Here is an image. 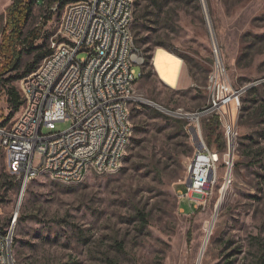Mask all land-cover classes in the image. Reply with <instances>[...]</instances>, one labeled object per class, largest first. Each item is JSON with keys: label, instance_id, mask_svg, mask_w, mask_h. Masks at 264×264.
<instances>
[{"label": "rangeland", "instance_id": "374dc122", "mask_svg": "<svg viewBox=\"0 0 264 264\" xmlns=\"http://www.w3.org/2000/svg\"><path fill=\"white\" fill-rule=\"evenodd\" d=\"M10 3L0 0V18ZM47 3L38 0L25 29L28 35L42 26L34 42L41 49L24 54L20 72L58 35L65 7L57 2L50 10ZM160 21L136 28L132 23L144 57L135 68L143 75L135 84L139 99L130 104L132 134L119 168L89 171L77 182L43 172L25 186L19 205L22 181L9 171L7 153L0 147V231H13L14 264H264V81L240 95L238 116V107L234 110L231 165L225 158L224 117L219 121L227 148L221 151L218 144H207L205 123L212 114L199 118L200 135L194 138L190 128L197 119L169 112L191 114L209 105L207 85L217 55L232 91L264 78V0H169ZM158 47L183 61L177 88L166 86L155 72ZM179 54L190 60L196 82ZM14 73L0 76L2 126H12L23 111V105L15 111L8 101V87L21 94V79H6ZM173 119L186 125L181 128ZM70 124V119L58 122L56 130ZM202 141L220 160L203 194L182 197ZM138 210L147 215L146 224ZM214 217L205 243L206 225Z\"/></svg>", "mask_w": 264, "mask_h": 264}, {"label": "built area", "instance_id": "2783aa9c", "mask_svg": "<svg viewBox=\"0 0 264 264\" xmlns=\"http://www.w3.org/2000/svg\"><path fill=\"white\" fill-rule=\"evenodd\" d=\"M130 6H134L133 0L68 3L58 35L51 40V53L21 79L23 111L12 126L3 124L0 128V134H4L0 147L7 153L9 171L21 178L22 188L40 167L54 168L58 177L80 179L89 171L103 173L120 167L119 153L126 152L123 144L132 134L130 104L139 99L135 84L141 73L137 74L135 65L144 63L134 40V13H130ZM81 53L85 55L80 57ZM216 57V68L207 85L209 105L197 112L199 117L190 119H197L192 126L199 138L201 116L224 117L229 147L235 141L236 131L234 127L231 137L230 123L222 108L236 97L238 116L240 95L264 78L232 91L225 79V69ZM67 119L71 120L70 126L56 130V124ZM200 144L201 149L188 167L191 185L181 191L182 197L203 194L206 184L213 179L207 181V174L200 175L197 163L202 156L209 157L204 167L213 173L216 160L210 157L219 154L203 141ZM84 161H91V168H84ZM16 219L17 214L13 222ZM10 243L13 231H0V264H14Z\"/></svg>", "mask_w": 264, "mask_h": 264}, {"label": "trees", "instance_id": "16d2710c", "mask_svg": "<svg viewBox=\"0 0 264 264\" xmlns=\"http://www.w3.org/2000/svg\"><path fill=\"white\" fill-rule=\"evenodd\" d=\"M79 0H48V8H50L55 3L59 2L60 8L63 9L68 3L75 2ZM145 1V2H144ZM169 0H136L134 3V18L133 21L136 23L135 28L138 23L146 25L148 22L153 23L154 21L158 24L161 23V14L164 13L165 7L168 4ZM188 1V0H183ZM38 0H11L10 5L6 8L4 15L1 16L0 20V57H3V60L0 65V76L5 73L16 72L10 74L6 79L8 81L20 80L32 73L39 65L40 61L43 60L47 55L52 51L50 47L45 48L40 53L34 54L35 58L31 62H27L24 66V70L20 72L22 66V58L24 54H30L36 49H41V47L34 46V42L40 36L41 28L37 29L36 32L30 31L28 35L25 34V29L27 25L33 18L34 7ZM52 11L45 16V22L51 19ZM44 22V23H45ZM158 46H163V44H158ZM185 64L189 67L191 76L196 82V77L194 70L190 66L191 62L185 56L179 54ZM152 57V55H147V59ZM143 75V70L141 76ZM140 76V77H141ZM8 101L11 104L13 110H18L23 105V99L21 94L14 86L7 88ZM175 125L183 128L186 125V122L182 119H173ZM220 121L217 115H212L208 118L205 127L208 130L207 135V144L212 146L218 144V149L225 150L227 144L223 139V134L220 130ZM146 146H143L145 150ZM145 155H141V163ZM130 160V157L127 158ZM140 163V162H139ZM138 217L141 219L143 224L147 223V215L138 210Z\"/></svg>", "mask_w": 264, "mask_h": 264}, {"label": "bare ground", "instance_id": "6f19581e", "mask_svg": "<svg viewBox=\"0 0 264 264\" xmlns=\"http://www.w3.org/2000/svg\"><path fill=\"white\" fill-rule=\"evenodd\" d=\"M130 13H134V7L130 6ZM62 21H63V17H62ZM153 66L155 69V72L157 73L158 78L168 87L170 88H177L179 86L180 83V73H181V67H182V59L177 56L176 54H174L173 52L163 48V47H158L155 52H154V56H153ZM237 107V99L236 97L231 98L227 105L225 106V108L228 110V116L229 117V121L228 123H230V128H229V133L230 136L232 137V130L235 127V116H236V112H234V110H236ZM192 117V116H190ZM2 121L0 120V128H2ZM128 139L127 138V143H128ZM0 143H4V134H0ZM126 144H123V151H125V148L127 146ZM234 147V143L230 144L229 148V152L230 150H232V148ZM201 149V147H200ZM229 152L226 154L225 158H226V162L230 164V155ZM214 154V153H213ZM124 153H119V158L117 159V166H120L122 158H123ZM212 160H216V162H219L220 157L219 155H216V157L214 158L213 156L210 157ZM217 158V159H216ZM209 157L207 156H202L198 163H197V171L200 175H205L207 174L206 178L207 181H210L212 179V170L209 168L204 167V165H206L208 163ZM215 162V163H216ZM212 165V164H211ZM215 165V164H214ZM84 168H91V161H84ZM43 172H49L52 177L54 179L57 180H62V181H66V182H77L80 181L82 179L80 178H64V177H58L56 175H54V168L51 167H40L36 173H34L33 176H31V179L39 176L41 173ZM24 191H25V187L22 190V193L20 195L19 198V205L23 199L24 196ZM214 219H212V221H210V224H207L206 227H209L206 229V237H205V243H208L210 236H211V231L214 225ZM206 246V244H205ZM204 246V248H205ZM10 252H12V243H10Z\"/></svg>", "mask_w": 264, "mask_h": 264}, {"label": "water", "instance_id": "95a60500", "mask_svg": "<svg viewBox=\"0 0 264 264\" xmlns=\"http://www.w3.org/2000/svg\"><path fill=\"white\" fill-rule=\"evenodd\" d=\"M179 115H182V114H179ZM185 116H188L189 118H193V117H199V115H200V113H197V112H194V113H191V114H184ZM190 116H192V117H190ZM190 131L192 132V134H193V137L194 138H197V129H196V127L195 126H191V128H190ZM202 146V144H200V147ZM229 155H230V165H231V161H232V159H233V151L232 150H230V152H229ZM229 164V163H228ZM230 169L231 168H229V172H228V177H229V174H230ZM227 181H229V178H227ZM189 183H191L190 181H189ZM227 187V183L224 185V189ZM23 189V188H22ZM199 259H200V257H199Z\"/></svg>", "mask_w": 264, "mask_h": 264}]
</instances>
